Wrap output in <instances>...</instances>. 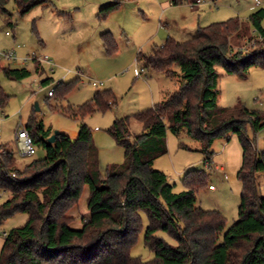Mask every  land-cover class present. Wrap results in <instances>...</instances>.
<instances>
[{"label": "trees", "instance_id": "trees-1", "mask_svg": "<svg viewBox=\"0 0 264 264\" xmlns=\"http://www.w3.org/2000/svg\"><path fill=\"white\" fill-rule=\"evenodd\" d=\"M10 1L0 0V15L7 18L8 25L12 24L6 9ZM121 1L111 0L100 7L98 16L106 17ZM200 1L169 0L173 6H195ZM13 2L18 16L50 5L49 0ZM263 19L264 8H260L250 13L246 23L231 18L198 28L189 40L167 37L149 53L139 52L136 60L142 68L171 76L172 67L177 66L180 85L165 101L113 120L106 132L123 149V161L107 165L103 174L91 129L81 120L116 106L110 88L97 90L81 105L60 106L63 114L80 120L74 141L59 132L54 143H48L53 131L34 116L29 118L24 128L33 144H42V159L18 168L13 152L0 143V192L9 194L0 203V225L14 214L26 215L22 225L4 236L0 264H264V195L258 192L255 177L264 172V141L256 151L248 137V131L264 135V110L241 104L217 106V67L239 78L253 67L264 68ZM250 28L263 40L251 51L234 49L232 39L253 38ZM101 42L106 54L117 51L110 32L101 34ZM35 64L37 72L40 63ZM2 71L12 80L30 76L26 68L6 67ZM42 83L48 84L49 79ZM74 85L73 81L59 83L52 97L56 102L63 100ZM7 99L0 87V109ZM132 118L142 125V131L133 136ZM182 129L200 142L204 163L213 155L210 148L216 137L228 140L236 135L241 147L242 164L236 174L241 183L238 219L220 244L224 216L195 204L197 191L206 184V173L186 172L184 190L174 192L167 176L152 167L167 151V131L176 135ZM85 186L89 215L81 218V229H73L69 226L73 218L67 213L77 205ZM142 232L144 246L154 254L151 260L131 255Z\"/></svg>", "mask_w": 264, "mask_h": 264}, {"label": "rangeland", "instance_id": "rangeland-1", "mask_svg": "<svg viewBox=\"0 0 264 264\" xmlns=\"http://www.w3.org/2000/svg\"><path fill=\"white\" fill-rule=\"evenodd\" d=\"M49 1L47 7H36L18 16L11 0L6 6L11 25L6 24L7 18L4 15H0V52L14 50L18 57L31 53L47 55L53 63L50 70L49 65L40 62L43 70L39 67L36 72V64L31 60L21 63L0 58V87L8 96L5 106L0 109V143H6L7 148L13 152L18 168L45 156L40 142L34 144L33 155H22L16 140L17 130L24 127L31 116L51 131H77L80 120L63 114L61 107L81 105L91 99L97 90L111 87L117 100L116 106L104 113L87 116L84 122L93 132L99 129L98 139L102 143L107 137L112 139L106 129L113 120L144 108L150 99L147 89L145 96L144 73H135V69L142 72L140 64L133 61L129 67H122L118 71V63L139 48L144 53L150 52L152 44H161L167 37L183 42L194 37L198 28L213 23L231 18L246 23L254 5V0H202L194 9L187 4H169L162 11L153 0H122L119 8L101 18L98 10H92L97 0ZM260 2L264 8V0ZM261 26L264 29V19ZM106 31L111 32L117 44V51L111 55L106 54L102 47L101 34ZM248 33L253 36L250 40H231L234 49L243 47L246 52L257 47V42L261 41L256 37V32L250 28ZM6 67L26 68L30 76L23 80L9 79L2 71ZM174 71L180 73L177 66ZM217 73L218 107L241 104L248 109L264 110V68L253 67L243 78L227 74L221 67H217ZM48 77L53 80L46 85L42 84V80ZM71 81L75 85L63 100L56 102L47 95L59 83L67 84ZM165 81L170 83L169 80ZM141 131V123L132 118L130 135ZM248 137L253 140V150L262 148L263 132L254 135L248 131ZM165 144L166 153L155 159L152 167L167 176L174 192L184 190L186 172L196 170L206 173V184L197 191L195 204L204 210L219 211L224 216L226 225L219 235L220 244L227 229L238 219L241 183L236 174L242 164V151L237 136L231 135L228 140L216 137L210 148L213 155L208 163H204L200 142L184 129L176 135L167 131ZM102 152L110 155L107 151ZM105 154L102 157L108 159ZM255 177L257 190L264 195V172L257 173ZM208 185L214 189L210 190ZM84 194L75 208L78 224L82 223L81 218L86 211ZM8 196V193L0 192V203ZM25 220L26 215L18 213L0 225V250L3 233L22 225ZM159 235L174 244L165 233L159 232ZM131 255L145 261L153 258V252L143 244V232L131 250Z\"/></svg>", "mask_w": 264, "mask_h": 264}, {"label": "crops", "instance_id": "crops-1", "mask_svg": "<svg viewBox=\"0 0 264 264\" xmlns=\"http://www.w3.org/2000/svg\"><path fill=\"white\" fill-rule=\"evenodd\" d=\"M258 1H259V4L257 5L256 4V0H254V5L252 6V8H253L252 12L256 11V10H258L260 8H263V4L260 2V0H258ZM110 2H111V0H97L95 2L96 4H94L92 10H94V11L95 10H99L100 7L106 5V4L110 3ZM153 3L155 4L156 7H161L162 11H164V9H166L169 6V4H170L169 0H153ZM200 3L201 2H199L195 6H193V5H189V6H190L191 9L192 8L194 9ZM159 22L162 24L161 21H159ZM164 25H166V23H164ZM106 32H110V31H106ZM164 42H165V40L161 44H158V45H162ZM154 45L158 46L157 44H152V46H154ZM139 52L144 53L139 48V49L133 51V53H131L130 56L127 59H124L120 63H118L120 65V68L118 69V71L121 70L122 67H129L132 64L133 61H135L139 65L140 63H138L137 60H136V56H137V54ZM39 67H41V64H39ZM174 67L175 66H173L172 69H171V71H172V75L171 76H169L167 74H164V73L152 72V70H148V69L142 68L141 64H140V68H141L142 72L139 71L138 69H135V70H138V72H139L138 75H141V73H144L145 96L147 94L146 89L150 93L149 103H147L144 108L138 109L136 112H138L140 110H143V109H146V108H150L156 103H160V102L165 101L171 94H173L175 91L178 90L179 85H180V81H181V75H180V73L174 71ZM42 70H43V68H42ZM46 79L47 80L49 79V83H50L51 80H53L52 78L48 77V78L43 79L42 82L44 80H46ZM165 80H169L170 83H168V81H165ZM109 88L111 89V87H109ZM49 97H52V95L49 96ZM84 119H82L81 122L85 123ZM59 132L68 135L71 139H75L77 137V131L66 132L64 130L63 131L61 130ZM91 132H92V136H93L92 137L93 138V143H94L95 147L97 148V152H98L99 170H100V173L103 174L107 165L120 164L123 161V149L121 148L122 149L121 150L120 148H118L110 137H107V139H105V141L102 143L100 141V139H98V135L99 134H97V133H100L98 128H96L94 132L93 131H91ZM102 151H107L110 155H106ZM103 154H105V156H108V159H106V158L104 159L102 157ZM86 188H88V187L85 186L83 188L81 197H80L77 205L80 203V200L82 199L83 193H85L84 194V204L86 205V201H87V198H88V195H89V190L86 191ZM213 189H214V187H213ZM213 189H210V190H213ZM77 205H75L73 208H71L68 211V213H67V215L69 217L73 218V221L69 224V226L71 228H73V229H81V227H82V223L78 224L77 221H76V218L78 217V213L75 211V208H76ZM83 213H84L83 217H87L89 215V213L87 211V207H86V211H84ZM4 233H6V232H4Z\"/></svg>", "mask_w": 264, "mask_h": 264}, {"label": "built area", "instance_id": "built-area-1", "mask_svg": "<svg viewBox=\"0 0 264 264\" xmlns=\"http://www.w3.org/2000/svg\"><path fill=\"white\" fill-rule=\"evenodd\" d=\"M256 4L257 5L259 4L258 0H256ZM258 39L260 41H262L263 37L258 36ZM239 50L244 52V48L243 47H240ZM0 58L7 59V60H10V61H20L21 63H24V62L29 61V60H31L33 62H38V63L44 62L47 65H49L50 70H52L51 67L53 66L52 61L50 60V58L47 55L38 56L35 53H31V54L26 55L24 57H18L14 50H10L8 52H0ZM135 73L138 75L139 74L138 70H135ZM92 84L94 86H97L96 82H93ZM52 91H53V89H50L47 94L49 96H51L52 95ZM16 140L19 143V146H20L19 148L21 150L22 155L31 156V155H33L35 153V146L33 144L32 138L28 134L27 130L24 127H22L19 130H17V132H16ZM209 189H213V186L209 185ZM3 235L5 236L6 233H3Z\"/></svg>", "mask_w": 264, "mask_h": 264}, {"label": "water", "instance_id": "water-1", "mask_svg": "<svg viewBox=\"0 0 264 264\" xmlns=\"http://www.w3.org/2000/svg\"><path fill=\"white\" fill-rule=\"evenodd\" d=\"M37 108V107H36ZM38 109V108H37ZM59 133V131H53V133L51 134L50 137H48L46 139V141L50 144L54 143V140H55V136ZM72 141H74V139H72Z\"/></svg>", "mask_w": 264, "mask_h": 264}]
</instances>
